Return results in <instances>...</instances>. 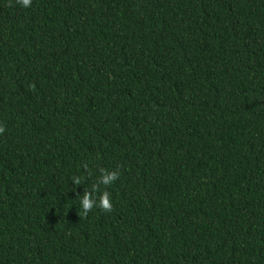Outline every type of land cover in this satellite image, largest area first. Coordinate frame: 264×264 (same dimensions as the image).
<instances>
[{
    "label": "trees",
    "instance_id": "obj_1",
    "mask_svg": "<svg viewBox=\"0 0 264 264\" xmlns=\"http://www.w3.org/2000/svg\"><path fill=\"white\" fill-rule=\"evenodd\" d=\"M9 5L0 264H264V0Z\"/></svg>",
    "mask_w": 264,
    "mask_h": 264
},
{
    "label": "clouds",
    "instance_id": "obj_2",
    "mask_svg": "<svg viewBox=\"0 0 264 264\" xmlns=\"http://www.w3.org/2000/svg\"><path fill=\"white\" fill-rule=\"evenodd\" d=\"M16 2L24 8H30L32 6L33 0H16ZM11 6V0L10 5ZM6 131V127L0 123V135H3ZM87 176L92 175V171L89 169L88 165H83ZM100 176L97 181L92 184L91 189H86L83 196H79L82 208L79 215L87 217L88 214L96 207H99L106 213H111L113 211V204L111 202V194L107 190H101V185L105 188L113 184L120 177L119 171H108L104 168L99 169ZM84 176H73L72 182L74 185L79 186L85 181Z\"/></svg>",
    "mask_w": 264,
    "mask_h": 264
}]
</instances>
